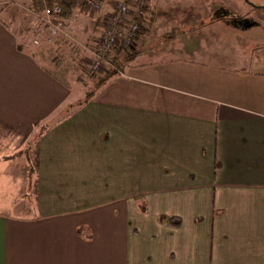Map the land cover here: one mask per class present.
<instances>
[{
	"label": "crops",
	"instance_id": "obj_1",
	"mask_svg": "<svg viewBox=\"0 0 264 264\" xmlns=\"http://www.w3.org/2000/svg\"><path fill=\"white\" fill-rule=\"evenodd\" d=\"M6 1L34 9L0 0V264H264V44L242 39L258 22L148 0L134 60L78 105ZM108 11L76 5L67 36L94 48Z\"/></svg>",
	"mask_w": 264,
	"mask_h": 264
},
{
	"label": "rangeland",
	"instance_id": "obj_2",
	"mask_svg": "<svg viewBox=\"0 0 264 264\" xmlns=\"http://www.w3.org/2000/svg\"><path fill=\"white\" fill-rule=\"evenodd\" d=\"M180 1L185 3V1L187 0ZM221 1H223V5H226L228 9L229 7L230 9H232L231 14L233 15L234 20H239L237 17L242 16L247 20L255 19L258 22V25L253 26L247 31V33H244L242 39H245L247 41H251L250 39H260L259 42H262L264 44V0ZM3 5L4 7H8L9 9L13 8L10 9V12L14 15V18L15 15H17L15 18L17 20H14L15 23L13 25V28L20 34L21 42L23 43V45L26 48H35L34 50L40 52V55H42V57H47V60L50 61L52 68L56 71H59V69L65 71V66L69 65L71 69L67 71L65 77L62 74L60 75V73L57 74L60 75L63 81H66L68 84H76L80 86V89L77 86L74 88V94L85 95L86 91L90 90L94 83L93 76L91 74H86L85 72V66L91 57V49L89 47H86V44L80 42V39L78 40L70 35L64 36V41H61L60 44L56 45L55 47L52 46L54 38L49 39L48 36H42L43 38L46 37V41H44V39L40 36H38V38H33L32 36L35 34V30L30 29L24 32L23 26H28L29 24L42 25L39 23V20L33 17L32 14L23 10L21 7H18L16 3L12 4V2L6 1L5 3H3ZM30 16L35 21L29 18ZM41 28L43 29V25L41 26ZM35 41L37 43H35ZM250 44H252V42H250ZM39 48L41 51H39ZM96 74H102V71H100L99 73L96 72ZM200 217H203V219L205 218V221L203 223H211L210 217L205 214L204 210H202V214L200 215ZM201 219L202 218H200V220Z\"/></svg>",
	"mask_w": 264,
	"mask_h": 264
},
{
	"label": "built area",
	"instance_id": "obj_3",
	"mask_svg": "<svg viewBox=\"0 0 264 264\" xmlns=\"http://www.w3.org/2000/svg\"><path fill=\"white\" fill-rule=\"evenodd\" d=\"M46 1V0H43ZM104 0H77L82 11H98ZM110 11L105 16L106 29L97 39L96 45L91 49V57L85 66L86 74L100 72L105 63V54L113 47L123 44L133 47L142 33L143 27L140 14L146 9L148 0H108ZM37 18L46 28L48 38L58 35L67 36L64 20L61 18V8L54 4L44 6L42 10L26 9ZM35 43H37L35 41Z\"/></svg>",
	"mask_w": 264,
	"mask_h": 264
},
{
	"label": "trees",
	"instance_id": "obj_4",
	"mask_svg": "<svg viewBox=\"0 0 264 264\" xmlns=\"http://www.w3.org/2000/svg\"><path fill=\"white\" fill-rule=\"evenodd\" d=\"M31 4L29 7H32L37 10H42L44 6H50V5H58L61 8L60 16L64 20V25H67L65 20H69V18L72 15V10L77 4V0H31ZM251 21V20H249ZM139 39V38H138ZM137 39V41H138ZM137 41L135 42L133 47H126L123 44H119L113 48H111L106 54H105V63H104V70L102 71V74H93V85L90 90H87L85 93L84 99L80 100L77 104L83 105L85 102L95 94V92L105 85L113 76L117 75L130 65L132 61L135 58V47L137 44ZM96 45V44H95ZM95 47V46H94ZM99 73V72H98ZM168 221L175 226H178L181 223V220L179 217H170L168 218Z\"/></svg>",
	"mask_w": 264,
	"mask_h": 264
}]
</instances>
